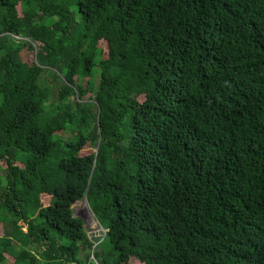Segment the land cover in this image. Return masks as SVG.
Listing matches in <instances>:
<instances>
[{
	"label": "trees",
	"instance_id": "obj_1",
	"mask_svg": "<svg viewBox=\"0 0 264 264\" xmlns=\"http://www.w3.org/2000/svg\"><path fill=\"white\" fill-rule=\"evenodd\" d=\"M0 264H264V0H0Z\"/></svg>",
	"mask_w": 264,
	"mask_h": 264
},
{
	"label": "rangeland",
	"instance_id": "obj_2",
	"mask_svg": "<svg viewBox=\"0 0 264 264\" xmlns=\"http://www.w3.org/2000/svg\"><path fill=\"white\" fill-rule=\"evenodd\" d=\"M27 56H28L27 58L29 62L32 63L36 61V57H35L36 55L32 53H27ZM48 79L51 81L50 82L51 84H56V81L54 80V78L48 77ZM56 94L57 92H55L54 97H56ZM92 98H93L92 95L87 96V99L92 100ZM64 136L66 137L67 135H64ZM73 209H74V216L83 220L84 228L87 231L88 235L91 236V238L94 236L95 233L101 231L100 225L95 219V216L92 213L87 201L83 200V201L76 203Z\"/></svg>",
	"mask_w": 264,
	"mask_h": 264
},
{
	"label": "water",
	"instance_id": "obj_3",
	"mask_svg": "<svg viewBox=\"0 0 264 264\" xmlns=\"http://www.w3.org/2000/svg\"><path fill=\"white\" fill-rule=\"evenodd\" d=\"M97 137H98V127L96 126L94 127L93 132L90 135V140H93V138H97ZM84 201H87V196L84 197ZM100 228H101V231L95 233L94 234L95 237L93 236L94 238L93 237L91 238V236L88 235L92 239L93 243H98L101 240V238L105 235L104 229L101 225H100ZM99 250L101 251V249Z\"/></svg>",
	"mask_w": 264,
	"mask_h": 264
},
{
	"label": "clouds",
	"instance_id": "obj_4",
	"mask_svg": "<svg viewBox=\"0 0 264 264\" xmlns=\"http://www.w3.org/2000/svg\"><path fill=\"white\" fill-rule=\"evenodd\" d=\"M86 232H87V231H86ZM106 233H107V231L104 230V234H106ZM104 236H105V235H104Z\"/></svg>",
	"mask_w": 264,
	"mask_h": 264
}]
</instances>
